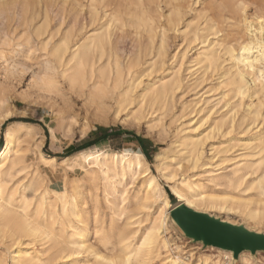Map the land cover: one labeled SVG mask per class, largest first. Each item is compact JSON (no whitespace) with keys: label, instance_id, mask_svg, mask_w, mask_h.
<instances>
[{"label":"bare ground","instance_id":"obj_1","mask_svg":"<svg viewBox=\"0 0 264 264\" xmlns=\"http://www.w3.org/2000/svg\"><path fill=\"white\" fill-rule=\"evenodd\" d=\"M24 1L23 12L20 15L29 20L27 17L31 13L29 15L33 26L32 33L38 38L49 57L47 59L49 65H46L44 73L39 77L40 89L58 91L59 77L66 79L72 90L77 87L82 92V89L87 87L89 91L86 99L90 105L96 106L97 113L105 115L110 109L107 98H112L114 118L128 123L140 120L141 112L128 109L131 105L138 109L148 105L153 111L166 108L168 97L181 82L180 77L177 72H173L170 78L166 74L161 75L157 81L149 79L141 91L133 94L141 83L142 74H136L135 60L130 59L126 65H122L120 57L113 51L112 36L116 25L127 26V22L118 9L107 8L109 0H73L74 22L71 23L76 24L82 18L79 32L83 35H79L80 38L74 42L77 34L68 30L60 40L58 39L59 42L52 43L53 45L50 44L54 34L47 29L48 21L44 24L39 21L33 25L40 16L45 15L47 18V13L42 15L39 8L31 12L29 3ZM121 2L124 3L126 15L131 13L133 6L140 9L135 15L136 28L145 27L148 32L158 30L155 26L156 17L151 16L146 0ZM238 2L237 4L233 0H226L225 3L228 8H238L240 12L242 35L241 40H238L239 48L232 44L225 46L221 39L216 41V35L221 30L218 29L215 18L204 28L215 38L210 40L206 36L201 41L204 45L202 47L200 45L195 59L190 60L192 62L190 69L199 64L207 70H217L224 66L222 61H226V59L221 61L222 56L228 55L229 66L227 68L224 66L219 84L225 87L223 94L221 93V100L231 95L232 99L238 98L237 102L228 99L226 101L228 109L225 106L227 111L224 115L214 117L217 112L216 103L210 104L207 96L202 95V98L200 96L194 103V106H197L198 118L195 122L194 119L190 120L185 128L177 129L179 137L176 142L179 150L171 154L163 153L164 157L162 153L156 156L161 159L157 164V170L170 184L171 192L179 202L171 203L158 178L152 173L149 162L139 151L82 150L63 157L60 161L71 174L64 180L60 189H54L47 184L40 167L41 165L55 167L56 157L45 154L41 150V143L37 141L35 145H30L34 135L32 124L16 121L13 128L4 132V144L0 147V243L6 240L5 248L0 250V264H8L9 260L10 264H190L181 255L172 256L168 253L165 258H161V249L168 248L164 236L167 221L181 204L204 212L203 209L208 208H219L228 212L236 210L244 214L248 221H252L254 226L264 222V128L261 127L264 122V24L261 23L264 21V12L261 8L256 9L257 13L251 14L248 4ZM216 7L218 8L216 1L208 5L213 11H216ZM175 13L176 11L171 9L165 17L170 22H175L172 18ZM176 25L174 24V27ZM165 30L162 29L160 32L158 30L161 38L158 46L156 44L155 46L156 49L159 48L143 72L151 73L157 70L161 59L165 57ZM182 33L183 37L187 34ZM1 54L4 59V51H1ZM125 68L131 75L130 80L123 76ZM126 82L128 85L125 87ZM245 98H249L247 104L244 103ZM7 101L3 96L0 97L1 122L12 114L8 109L5 110ZM202 101L210 106L203 108ZM242 106L243 111L239 114V108ZM126 110L128 112L122 117ZM209 121V131L206 133L201 131ZM237 124L238 127L245 126L247 131L261 126L251 138L242 140V147L244 146L246 152L232 159L230 171L222 173L219 172L220 168H217V165H211V169H207L209 171L207 180L214 185L239 190L238 196L234 195V192L213 194L204 189L207 186L203 182H195L188 176L176 178L177 167H181L177 156L181 155L183 159L196 164L202 159L204 146L207 140L212 138L215 130L217 132L224 128L232 130ZM156 126L154 122L148 124L149 129ZM86 131L84 129L83 134ZM51 137L52 139L57 137L53 129ZM29 153L35 155L31 162L27 158ZM127 178L133 181L141 179L144 192L140 194V188L135 197H131L127 188L123 187L120 190L117 184L126 185ZM101 186L104 187L103 190L102 188L100 190ZM155 206L156 214L152 216L150 210ZM146 221L149 223L144 224ZM28 238H31L29 242L25 241ZM206 248L216 249L227 261L222 262L221 258L209 260L208 256L201 255L198 264H233V261L238 259L243 264H256L255 254L249 250L241 251L238 258H235L232 250L214 245H207Z\"/></svg>","mask_w":264,"mask_h":264},{"label":"rangeland","instance_id":"obj_2","mask_svg":"<svg viewBox=\"0 0 264 264\" xmlns=\"http://www.w3.org/2000/svg\"><path fill=\"white\" fill-rule=\"evenodd\" d=\"M0 1V44L2 43L0 45V97L3 96L8 100V105L5 110L8 109L12 112L9 117L2 122L0 121V147L4 144V132L9 128H13L15 126L14 122L22 121L32 124L34 135L29 144L35 145L36 141L41 143V150L47 155L56 157L57 160L55 162V167L51 165H41L40 170L45 175L47 184L50 187L60 189L64 180L71 174L70 171L67 172L65 170V164L60 161L63 157L71 156L81 150L93 151L104 149L110 151L127 150L142 152V148L138 142L134 139L132 140L133 135L141 136L145 139H149L152 144L148 145L147 148L150 153L149 158L142 152L149 162L152 173L158 178L163 189L168 194L171 203L177 204L179 202L178 198L171 192L170 184L161 177L157 170V164L161 159H158L156 156L158 153H162V157H164L163 153L166 154L168 152V154H171L179 150L177 147L178 142H176L179 137L177 129H181V127L185 128L188 126L190 120L194 119L195 122L198 118L199 115L196 114L197 106H194V103L200 96L201 98L202 95L207 96L211 102L210 104L216 103L215 112L216 110L217 112L214 114V117H220L227 111L226 107L228 109V106L226 105V101L228 99L231 101L232 96H227L225 99L223 98L224 100H221L225 87L219 84H221V73L224 66L225 68L229 66V60H227L229 56L226 55V57L222 56L221 58V61L222 59H226L224 62H226L225 64L227 66L222 61L224 65L222 66L223 68L220 66L217 70L215 69L216 71L210 69L211 72L199 64L190 69L192 65L190 60L195 59L194 57L197 55L198 50L204 45L201 41L204 40L206 36L210 38V40L215 38L209 30L204 29L205 25L210 24L215 18L216 23H218L217 27L221 30L220 33L216 35V41H220L221 39L224 41L223 45L228 46L232 44L236 48H239L240 36L242 35L239 9L228 8L225 3L226 0H146L147 6L151 8L148 7L150 14L152 13L151 16L156 17L155 26L158 28L159 32L162 29H166V55L161 59L162 62L159 63L160 66L157 67V70L150 73V71L143 72V70L148 67L149 62L154 58L153 55L159 48L157 47L156 49V46H158L160 42V33L157 29L153 32H148V30H145V27H143L144 29L135 27V15L140 12L139 8L133 6L131 13L126 15L125 6L121 0H109L107 8L112 10L118 9V12L123 13L127 22V26L121 27L119 24L116 25L117 28L112 36L113 51L120 57L122 65H126V62L130 59L135 60L136 66L134 69L136 70V74H142L140 78L142 79L140 80L141 83L138 85L139 88L137 87L133 91V94L136 95L141 91L149 79L157 81L161 75L167 74V77L170 78L173 72H177L181 81L174 93H171L168 97V104L163 110L156 109V111H153V108L148 105H143L140 109L135 105L129 106L128 109L139 110L141 113L140 120L135 123H128L114 118V107L112 106L114 100L112 98H107V103L110 105L109 111L105 115H101L99 112L98 114L95 110L96 106L90 105L86 99V95L88 94L87 91H89L87 87L82 89V92L85 93L82 94L81 89L79 90L75 87L72 90V86L68 81L59 77L58 91L50 92L40 89L39 77L44 73L46 65H49V63L47 64V59L49 57L46 55L43 46L40 45L38 38L32 33L33 26L30 23L31 19L29 15L31 13H29L27 17L29 20L21 16L24 0ZM212 1H216V6H218V8L216 7V11L208 8L209 3ZM233 1L234 3L241 1L248 4L249 13L251 14L257 13L258 10L256 11V9L261 8L264 12V0ZM26 2L29 3L31 12L34 11L35 8H39L42 15L47 13V18L44 17L45 15L43 17L40 16L39 19L33 22V25L39 23V21L43 24L45 21H48L47 29L54 34L50 45L59 42L60 38L64 36L68 30L74 31L77 34H75L74 42L83 35L79 32V23L82 18L77 22L78 24L71 23L74 22L72 19L74 17V12L72 11L74 5L73 0H26ZM153 9L154 11H152ZM171 9L177 13L172 17L175 22H170L168 18L165 17V15L168 16ZM205 10L206 12H204ZM203 13L208 15H202ZM161 14H163L164 17L163 15L161 16ZM130 15L132 17H130ZM199 16L202 18L200 21ZM151 24L150 21V25ZM174 24H177L176 27H174ZM162 25H164V28ZM88 29L91 30V27ZM182 32H186L187 34L183 37ZM193 34H197L198 36L195 37ZM206 42H208V40ZM115 49L117 50L116 52ZM1 51H4V59H2L3 56H1ZM123 76L126 80H130L131 75L126 68L123 71ZM202 77L204 79H202ZM127 85L128 83L126 82L124 86L126 87ZM78 90L80 92H78ZM234 99L235 98H233L232 101L237 102L238 98ZM203 102L204 101H202V103ZM248 102L249 98H245L244 103L247 104ZM202 103L201 106L203 108L210 106L204 103L202 105ZM242 111L243 106L239 108L238 113L240 114ZM127 112L128 110L124 111V113L122 112L123 114L121 116L125 117ZM1 115L2 111L0 112V119ZM100 119H105V121ZM153 119L155 120L152 121ZM153 122L156 123L157 126L153 129H149L148 124ZM209 124L210 121L202 127L201 131L205 133L208 132ZM263 125L264 122H262V126L259 125V127L261 126L264 128ZM244 127L245 126L238 127L237 124L232 130L224 128L222 131H218L220 133L215 130L212 133V138H209L204 146L202 159L196 164L190 160L183 159L181 155L177 156V161H180L181 167L176 166L178 168L175 172L177 174L176 178L188 176L195 182H203L205 186H207V188L204 187V189L208 192L216 195L229 192L232 194L234 192L233 194L238 196L240 192L237 189H229L223 185H214L210 183L207 180L209 172L207 169H211V165H217V168H220L219 172L227 173L230 171L232 167L231 164L233 163L232 159L246 152L243 149L244 146L242 147V140H248L253 136L252 134L259 129V127L255 128L256 130L253 129V132V130L247 131L248 129ZM100 128L108 129L109 136L107 138H101L103 132ZM51 129L56 132L57 137L55 139L51 137ZM84 129L87 131L83 134ZM127 132H132L133 134ZM87 142L90 146L81 148ZM23 145L26 146L25 143ZM70 146H74L73 150H68ZM27 158L31 162L35 159V155L29 153ZM206 162L209 164L205 165ZM126 183V185L117 184V187L120 190H122L123 187L127 188L128 194L131 197H135L140 188V194L144 192L141 186V179L133 181L127 178ZM101 188L103 190L104 187L101 186L100 190ZM101 201H103V198H101ZM32 205L34 207V203H32ZM156 210L157 207H153L152 210H150V214L154 216ZM203 210L225 221L234 224H243L248 226L249 229L251 228L252 230L264 233V222L254 226L252 221V223L248 221L244 214L236 210L230 212L219 208H208ZM173 220L171 215V218L167 221V231L164 232V236L168 242V248L161 249V258H165L169 254L172 256L181 255L186 262L198 264L199 257L201 255H206L209 257V260L221 258L222 262L227 261L226 257L219 254L216 249H207L202 242L195 243V241L187 237ZM147 223H149V221H146L144 224ZM30 239L28 238L25 241L29 242ZM5 242L6 240L0 243V250L5 248ZM255 259L256 264H264V251L255 253ZM233 262V264H243L239 259ZM10 263L9 260L8 264Z\"/></svg>","mask_w":264,"mask_h":264},{"label":"water","instance_id":"obj_3","mask_svg":"<svg viewBox=\"0 0 264 264\" xmlns=\"http://www.w3.org/2000/svg\"><path fill=\"white\" fill-rule=\"evenodd\" d=\"M171 215L187 237L205 246L232 250L235 258L244 250L253 254L264 251V233L243 224H234L186 205L179 206Z\"/></svg>","mask_w":264,"mask_h":264},{"label":"trees","instance_id":"obj_4","mask_svg":"<svg viewBox=\"0 0 264 264\" xmlns=\"http://www.w3.org/2000/svg\"><path fill=\"white\" fill-rule=\"evenodd\" d=\"M100 130H102V137L101 138H107L109 135H108V129H106V128H103V129H101L100 128ZM127 133H129V134H133L132 132H127ZM136 140L137 142H138V144L140 145V147L142 148V152L144 153V154H146V156L149 158L150 157V153L148 152V150H147V148H148V145H152L151 144V141L149 140V139H145V138H143V137H141V136H137V135H133V138H132V140ZM87 146H90L89 145V143L87 142V143H85L81 148H85V147H87ZM73 148H74V146H70L69 148H68V150H73ZM82 151V150H81Z\"/></svg>","mask_w":264,"mask_h":264},{"label":"snow or ice","instance_id":"obj_5","mask_svg":"<svg viewBox=\"0 0 264 264\" xmlns=\"http://www.w3.org/2000/svg\"><path fill=\"white\" fill-rule=\"evenodd\" d=\"M262 24H264V21H261Z\"/></svg>","mask_w":264,"mask_h":264}]
</instances>
